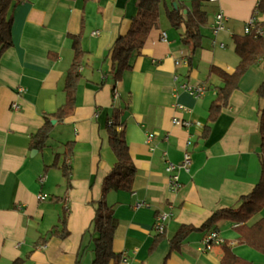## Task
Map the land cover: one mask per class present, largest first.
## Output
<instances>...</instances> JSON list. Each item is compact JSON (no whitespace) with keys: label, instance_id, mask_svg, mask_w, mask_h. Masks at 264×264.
I'll return each instance as SVG.
<instances>
[{"label":"crops","instance_id":"obj_1","mask_svg":"<svg viewBox=\"0 0 264 264\" xmlns=\"http://www.w3.org/2000/svg\"><path fill=\"white\" fill-rule=\"evenodd\" d=\"M256 3L205 0L207 23L195 49L182 42L183 24L172 26L161 7L158 25L146 35L132 68L118 82L110 73L109 51L115 38L127 31L136 0H21L11 6L12 45L0 56V264L17 258H23L20 264H90L92 238L87 228L94 216L92 202L100 198L102 179L115 161L105 132L115 108L135 175L131 192L112 189L106 195L117 220L113 250L126 253L132 264H218L219 244L201 249L208 230L190 233L171 252L169 238L181 224L198 226L214 210L236 207L259 179L260 100L255 91L264 78V60L243 72L228 105L202 136L209 104L221 83L210 67L235 69L239 57L232 36L244 34ZM218 10L226 16L227 29L213 34ZM78 32L86 54L74 109L64 121L54 122L47 145L36 150L29 144L30 135L42 124L43 115L65 100L63 82L73 54L69 34ZM183 82L204 84L205 90L194 97L181 87ZM174 116L191 123L174 124ZM149 132L154 136L148 141ZM67 141L74 142L66 159L71 166L69 185L58 167L44 169L56 153L63 160ZM184 151L191 154L189 169L178 170L181 186L171 191L166 160L180 163ZM38 193L47 197L39 199ZM138 202L144 204L136 206ZM161 211L171 216L164 238L150 250L157 233L155 215ZM62 216L67 235L48 236ZM261 217L264 207L250 222ZM235 225L219 221L220 238L229 240L235 253L264 264L263 254L237 243Z\"/></svg>","mask_w":264,"mask_h":264},{"label":"trees","instance_id":"obj_2","mask_svg":"<svg viewBox=\"0 0 264 264\" xmlns=\"http://www.w3.org/2000/svg\"><path fill=\"white\" fill-rule=\"evenodd\" d=\"M21 0H0V56L2 52L12 45V18L9 13L10 8ZM171 1V0H170ZM205 0H191L189 3L171 1V6H167V0H136V12L130 19V25L124 34H119L109 51L111 61L110 73L115 82L121 80L125 70L132 68V58L141 52L144 39L149 31L158 25V17L161 7L164 8L166 17L170 24L179 27L184 26L182 42L191 45L193 49L201 45V28L207 23V14L202 9ZM255 9L264 16V0H259ZM264 27V18L256 26ZM255 30V29H253ZM250 33L232 36L233 49L239 60L235 69L231 72L220 67H210V72L217 74L220 84L216 87L215 96L209 104L207 122L203 127L202 136L208 135L211 124L216 120L221 109L229 103V97L238 86V81L243 72L252 64L264 60V36L258 35L255 31ZM72 42V59L66 71L63 82L65 92L64 102L51 113L43 115L42 124L30 135L29 144L36 150H42L50 137V133L55 122H62L69 116L75 106L76 90L78 82L82 77L80 67L85 58V50L81 45V32L69 34ZM256 95L260 100L258 110V133L259 145L258 154L260 160V176L253 188L240 196L236 207H223L214 210L202 224L190 225L181 224L175 233L169 238V252L178 250L185 238L194 231L213 230L217 231V223L221 220H228L236 223L234 229L237 233L236 241L245 244L255 251L264 255V217L253 222L250 219L253 215L264 207V78L256 88ZM118 121V110L107 117L105 132L108 144L112 150L115 161L110 171L103 177L101 182V196L92 202L94 216L90 221L87 232L92 238V260L90 264H108L110 261H119L120 254L113 250L114 230L117 220L113 215L112 204L106 200V195L110 190L132 191V184L135 175V167L128 151L125 139L124 128ZM73 141L65 143L63 160H59L60 153H56L52 162L44 166L58 167L69 185L71 166L66 159L70 157L73 150ZM68 233L66 229V218L62 216L59 225H54L49 235H59L65 237ZM164 231L155 233L150 250L157 242L164 238ZM46 237L41 238L38 243L43 245ZM218 264H256L255 262L237 254L232 249L229 240L222 239ZM23 258L15 259L12 264H20ZM77 261V260H76ZM164 264V263H163Z\"/></svg>","mask_w":264,"mask_h":264},{"label":"built area","instance_id":"obj_3","mask_svg":"<svg viewBox=\"0 0 264 264\" xmlns=\"http://www.w3.org/2000/svg\"><path fill=\"white\" fill-rule=\"evenodd\" d=\"M259 0H257V3ZM256 3V4H257ZM261 21L260 19V13L257 11V9L254 8V11L252 15L250 16L249 20L244 24L243 26V33H250L251 30L255 31L256 34L258 35H263L264 36V27L261 25L256 26V24ZM212 33L217 34L218 32L227 29L226 27V16L223 14L221 10H218L214 14V21L212 23ZM96 32V31H94ZM165 38V33L162 32V39ZM222 46L223 44L220 43ZM179 61H176L178 63ZM184 63V62H183ZM174 79H177L175 76ZM181 87L188 91L189 94H191L194 97H199L203 94L205 90V85L204 84H190L188 82H183L181 83ZM19 90H23L22 87H19ZM13 107H17L16 103H12ZM175 106L178 109H184L183 105L176 103ZM172 123L174 124H180L183 126H188L191 121L186 120V119H181L179 117H172ZM154 136V132H149L147 134V140H151L152 137ZM190 143L189 140L186 141V145ZM191 162V154L188 151H184L182 161L180 163H173L169 160H166V173H167V178H168V186L171 191H176L178 188L181 186V181L179 179L178 175V170L180 168H183L184 170L189 169V165ZM43 178L40 177L39 180L41 181ZM37 197L39 199H45L47 197V194L45 193H38ZM143 202H138L136 203V206L143 205ZM171 216V213L169 211H161L156 213L155 215V220L153 224L154 230L159 233L163 232L165 230V224L166 221L169 219ZM222 242V239L218 235L217 231L209 230L207 231L204 236L202 237L201 240V249L202 250H207L210 249L212 245L214 244H219ZM120 261L128 264H132V261H130L129 257L126 255V253H122L120 255Z\"/></svg>","mask_w":264,"mask_h":264},{"label":"rangeland","instance_id":"obj_4","mask_svg":"<svg viewBox=\"0 0 264 264\" xmlns=\"http://www.w3.org/2000/svg\"><path fill=\"white\" fill-rule=\"evenodd\" d=\"M185 2H187V1H185ZM167 3H168L169 6H171V1L170 0H167ZM229 45H232V43L230 42Z\"/></svg>","mask_w":264,"mask_h":264},{"label":"water","instance_id":"obj_5","mask_svg":"<svg viewBox=\"0 0 264 264\" xmlns=\"http://www.w3.org/2000/svg\"><path fill=\"white\" fill-rule=\"evenodd\" d=\"M55 122V120H52V123H54ZM33 151H36V150H33Z\"/></svg>","mask_w":264,"mask_h":264}]
</instances>
